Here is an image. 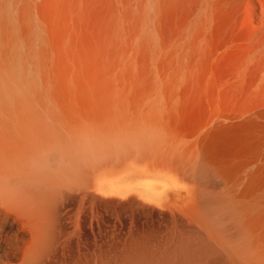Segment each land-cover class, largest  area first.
Returning a JSON list of instances; mask_svg holds the SVG:
<instances>
[{"label":"bare ground","instance_id":"obj_1","mask_svg":"<svg viewBox=\"0 0 264 264\" xmlns=\"http://www.w3.org/2000/svg\"><path fill=\"white\" fill-rule=\"evenodd\" d=\"M55 15L52 124L0 133V264H264V0Z\"/></svg>","mask_w":264,"mask_h":264},{"label":"rangeland","instance_id":"obj_2","mask_svg":"<svg viewBox=\"0 0 264 264\" xmlns=\"http://www.w3.org/2000/svg\"><path fill=\"white\" fill-rule=\"evenodd\" d=\"M56 4L57 0H0V133H5L13 120L20 124L24 120L31 126L43 120L48 126L52 124L48 111L51 102L42 90L34 65L37 66V45L44 43L39 36L48 31L50 23H55ZM23 80L25 93L18 85ZM28 81L31 87L27 86ZM26 108L24 118L21 109Z\"/></svg>","mask_w":264,"mask_h":264}]
</instances>
